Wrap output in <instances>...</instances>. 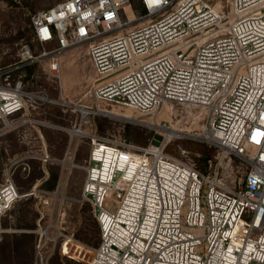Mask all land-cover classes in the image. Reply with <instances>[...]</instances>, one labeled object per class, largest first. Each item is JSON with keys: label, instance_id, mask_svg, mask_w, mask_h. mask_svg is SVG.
<instances>
[{"label": "built area", "instance_id": "2783aa9c", "mask_svg": "<svg viewBox=\"0 0 264 264\" xmlns=\"http://www.w3.org/2000/svg\"><path fill=\"white\" fill-rule=\"evenodd\" d=\"M226 4L62 0L32 16L35 41L54 46L36 58L23 46L20 68L46 56L50 72L60 74L61 54L86 46L98 102L153 115L168 103L199 107L202 138L221 151L205 174L165 153L171 137L147 148L93 137L82 197L94 208L101 240L88 264H264V0ZM15 70L0 68V122L32 99ZM108 148L121 153L111 157ZM232 155L248 167L238 188L220 179L221 159ZM37 193L21 195L8 178L0 184V219ZM40 203L50 205L47 198ZM33 232L36 264H48L44 238H58ZM59 234L64 244L73 240Z\"/></svg>", "mask_w": 264, "mask_h": 264}, {"label": "rangeland", "instance_id": "374dc122", "mask_svg": "<svg viewBox=\"0 0 264 264\" xmlns=\"http://www.w3.org/2000/svg\"><path fill=\"white\" fill-rule=\"evenodd\" d=\"M61 1L0 0V68L16 67L14 79L21 80L25 92L32 96L21 113L0 122V184L12 178L21 195L34 189L41 191L21 197L0 219V231L16 232V241H24L20 251H13L15 264H27L35 242L34 235L26 238L22 233L40 228L50 238H58H44L48 264H88L101 240L94 208L82 197L84 168L93 137L147 148L160 143L166 130L173 129L175 133L168 135L171 138L165 150L167 155L191 163L205 174L211 173L221 158V151L202 138L206 115L199 107L168 103L153 115L98 102L92 94L98 77L86 46L63 55L60 74L50 72L46 56L28 60L29 64L20 68L23 46H28L35 58L54 46L43 47L35 41L31 18ZM207 1L216 8L228 9L226 0ZM133 6L139 7L137 2ZM42 90L46 94L43 102L36 100ZM83 108L91 113L84 116ZM114 112H129L132 117ZM41 152L49 156L48 162L39 159ZM221 160V184L238 188L248 171L244 159L232 155ZM51 173L57 174L54 189L45 186ZM39 196L47 198L50 205L43 208ZM60 232L74 235L73 240L64 244ZM66 245L70 247L69 253L65 252Z\"/></svg>", "mask_w": 264, "mask_h": 264}, {"label": "crops", "instance_id": "0c3cea01", "mask_svg": "<svg viewBox=\"0 0 264 264\" xmlns=\"http://www.w3.org/2000/svg\"><path fill=\"white\" fill-rule=\"evenodd\" d=\"M76 50H71V51H66L61 54V59H63V55L72 53ZM23 235H29L35 236V242L33 245V250L31 248L32 253L30 254V257L28 259L27 264H36V253H35V244H36V239L38 238V235L35 232H23ZM32 234V235H31ZM17 233L13 231H0V264H15L16 257L14 254V248L15 245L18 244L20 245L19 241H16L17 238ZM70 247L67 245L65 246V252L69 253Z\"/></svg>", "mask_w": 264, "mask_h": 264}, {"label": "bare ground", "instance_id": "6f19581e", "mask_svg": "<svg viewBox=\"0 0 264 264\" xmlns=\"http://www.w3.org/2000/svg\"><path fill=\"white\" fill-rule=\"evenodd\" d=\"M101 111V110H100ZM81 112L83 113V115L84 116H86V115H88L89 113H91V112H89V111H87L86 109H82L81 110ZM114 114H116V115H119V116H122V117H126V118H129V117H132L131 116V114L129 113V112H127V113H124V114H121L120 112H114ZM175 130H173V129H168V130H166V132H167V137H168V135H172V134H174L175 132H174ZM74 133H76V131H73ZM169 137H171V136H169ZM103 151H104V148H101ZM107 152H108V155H111V157H114V155H117L118 153H121V152H119V151H115L113 148H108L107 149ZM122 155H123V162H127L128 160H127V155H126V152H123L122 153ZM134 166V165H133Z\"/></svg>", "mask_w": 264, "mask_h": 264}, {"label": "trees", "instance_id": "16d2710c", "mask_svg": "<svg viewBox=\"0 0 264 264\" xmlns=\"http://www.w3.org/2000/svg\"><path fill=\"white\" fill-rule=\"evenodd\" d=\"M56 181H57V174L56 173H53V174L51 173L50 178L45 183V186L50 188V189H54L55 185H56ZM28 237L31 238L29 235H27L26 238H28ZM19 243H20V245H18V244L15 245V248H14L15 252L16 251H20V249L24 247V241L23 240H22V242L20 240ZM26 263H28V262H26Z\"/></svg>", "mask_w": 264, "mask_h": 264}]
</instances>
